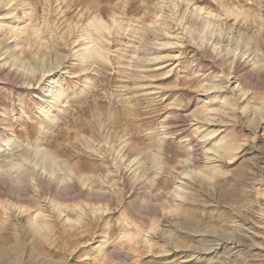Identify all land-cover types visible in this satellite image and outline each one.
<instances>
[{"label":"rangeland","instance_id":"374dc122","mask_svg":"<svg viewBox=\"0 0 264 264\" xmlns=\"http://www.w3.org/2000/svg\"><path fill=\"white\" fill-rule=\"evenodd\" d=\"M250 2L255 7H249V0H0V105L11 102L5 116L16 113L17 103L28 105L23 109L28 121L21 123L19 114L0 121V136L9 133L5 139L16 130L11 147L1 149L0 160L18 165L0 172L18 177L30 166L44 172L47 163L48 171L58 170L56 174L67 181L78 178L84 196L69 202V208L79 202L91 212L86 193L94 186L107 196V202L100 203L104 213L95 235L88 230L84 214L81 239L68 241L57 235L52 244L44 241L43 246L30 229L31 211L27 214L11 203L27 238L20 256L9 254L6 264H85L87 260L91 264H264V251L259 250L264 245L261 154L247 155L232 166L223 163V173L206 177L215 139L227 134V140L242 145L235 160L250 153L244 146L256 139L237 126L246 122L259 128L264 123V118L257 121L243 108L248 97L249 106L261 108L264 114V0ZM74 54L91 61L78 74L92 75L86 76L83 88L74 85L64 106L47 117L52 126L45 128V137L39 133L40 112L47 103L41 93L58 82L53 77L44 83L45 75L62 68ZM239 58L248 64L246 69L236 67ZM218 59H223V68L213 63ZM77 70L76 65L69 69ZM226 78L238 92L236 96L225 93L233 97L232 111L216 87ZM241 90L247 94L238 99ZM215 114L221 122L216 127L220 135L199 145L204 141V127L199 128L202 118ZM174 121L183 127L179 136L169 133ZM188 134L198 140L195 151L203 157L199 167L186 169L194 178L181 174L189 160ZM23 143L34 158L31 162L20 159ZM41 147L52 151L44 160ZM84 158L93 161L87 170L82 166ZM74 165L80 169L76 171ZM239 172L246 178L236 201L229 196ZM182 195L191 200L179 205ZM173 196L179 200L171 207ZM142 202L166 208L152 223L140 216ZM190 204L197 206L199 230L181 227V216ZM1 206L0 226L4 227L9 221ZM81 211L74 208L71 218ZM69 224L58 218L57 227L68 229ZM153 229L157 233L150 241L158 245L154 252L147 240ZM209 233L228 241L215 254H204L211 249L194 238ZM97 246L101 252L92 250Z\"/></svg>","mask_w":264,"mask_h":264},{"label":"bare ground","instance_id":"6f19581e","mask_svg":"<svg viewBox=\"0 0 264 264\" xmlns=\"http://www.w3.org/2000/svg\"><path fill=\"white\" fill-rule=\"evenodd\" d=\"M94 18H96V17H94ZM102 27H104V26H102ZM240 59L241 58H239L238 62H236L237 63L236 67H238V69L242 68L244 70V69H246L248 64L246 65V62H242ZM213 63H216L221 68H223V66H224L223 65V59H218L217 61H215ZM198 70L202 73H203V71H205L203 67H200ZM238 73H239V71H238ZM256 73H258V72H256ZM258 75H259V73H258ZM198 76H200V75H198ZM245 76H247V74ZM245 76H244V78H245ZM255 76H256V74H255ZM247 79H248V77H247ZM238 80H241V79H238ZM230 81L231 80L229 78H226L225 80H222V82L217 84L216 87H218L219 91L221 92L220 95H223L225 93L230 94V95L232 94L234 96L237 95L238 92H235V89H234L236 86L231 89ZM243 81H240V85H242V88L244 86H246L243 83ZM241 94H243V95H241ZM246 94H247L246 92L241 90L240 94L238 95V99L244 97ZM223 98H224V102L228 104L227 107L229 109H231V111H232V109L234 107L233 102H232L233 97L227 96L225 94V96ZM247 99H248V97L245 98V100H247ZM248 103H249V101H248ZM248 103L247 104L245 103L244 104L245 106L243 107L245 109V112H247V113L249 112V108H251ZM260 109L261 108H254V109L251 108V114H252V116L254 115L253 117L257 121H261L264 118V114L263 113L261 114V112H259ZM43 111H44V108H42V112ZM46 115H47V117L49 116V118H51L50 114H46ZM54 117H56V116H54ZM51 122L52 121H50L48 119L42 118L41 124L43 127H42V129H40L39 133L46 137L47 130H45V128L47 126H49V127L52 126ZM172 124L174 126H171ZM178 124H179V122H177V121L176 122L175 121L170 122L169 133L171 132V134H173V136L174 135L179 136L183 132V130H182L183 127L181 128L180 127L181 124H179V125ZM220 124H221L220 119L216 118V114L213 116L207 115L206 117L202 118L201 125L199 126V128L204 127V130L202 131V132H204V135L201 136L202 140L204 139V141H203V143H198V144L202 145V144L206 143L210 139V137L215 135V134H217V136H219L220 135V129L216 128V127ZM5 132L6 131L4 130V133ZM11 133H12L11 136L7 137L6 139H5V137L8 136L9 133L6 132V135L4 134V135L0 136V154L2 152L1 151L2 148L6 147V146L11 147V144H13V143L10 144V140H12L11 137L13 135H15L16 130H14V129L11 130ZM27 133L29 135L31 134L30 131H27ZM44 136H42L41 138H39V137L38 138L43 139ZM187 136H188V140H190L189 160L186 161V164H185L186 168L182 171L181 174H185V175L189 176V178H194L195 175L191 176L192 171H188L186 169H188V168L193 169V168L199 167L202 160H203V157L198 156L196 151H195L196 150L195 149L196 148V142H198V140H195L192 137V134L191 135L188 134ZM217 136L215 138H217ZM2 142H4V144H2ZM37 142H40V141H37ZM38 145H41V144L38 143L37 146ZM241 146L242 145L237 143L235 140H227V134H224L221 137H219L218 139H215L212 146L210 147V149L213 150V153L208 158V160L210 161V165L208 166L209 174L206 175V177L207 178H214L216 175L223 173V171L221 169L222 164L226 163L227 161L234 160V158L236 157V154H237L236 151H238L241 148ZM19 147H23L22 152H21L22 154L20 155L21 160L30 161V162L34 160V158L31 156L29 151L26 150L27 146H24V143L19 145ZM38 148H39V146H38ZM49 149H51V148H49ZM49 149H47L45 147L40 148L41 151L40 150L39 151L43 155V158H42L43 160L46 156H48L49 154H52V151ZM8 150L13 152L14 148H11ZM25 150H26V152H24ZM247 151H250V153H251V149L248 148ZM252 155H253L252 156V158H253L255 156V154H252ZM0 156H2V155H0ZM2 159H4V158H2ZM37 162H36V165H39V162L38 163ZM218 162H219V164H218ZM19 165H20V163H19ZM9 166L13 168V167H17L18 165L16 163H13V162H11V163L7 162V161L1 162V160H0V168L4 169L6 167L9 169ZM74 166H75L74 167L75 170L80 169V166L79 167H76V165H74ZM43 168H44V172H46V173H44L43 171L41 172L40 171L41 169L37 170L34 166H30L29 168H27L23 171L22 175L19 173L20 177H19V174H18V177L13 176L12 174H10L11 172L9 173L7 170H4V172H0V205L3 206L2 212L4 213L6 220L9 221L8 223H4V225H5L4 227L0 226V264H6L5 263L7 261L6 257L9 254H12L13 252H14L15 256L19 257L20 254L22 253V244L24 243V240L27 238L26 230H25L26 227L22 223V221L20 220V217H19L20 214H16L17 210H15V208L12 207L13 204L14 205H20L24 210H26L28 212L27 214H29L31 211V213L29 214L30 215V222H31L30 223V229H32L33 235H36L38 237L40 245H42V246L44 244L43 243L44 241H49V243L52 244V242L50 240H52V238L54 236H57V235H62L68 241L75 239V238L81 239L84 236L83 235L84 231L81 230V228L83 226L81 225L80 220L84 214H85V216H87V221H86L87 225L86 224L85 225L88 226V230L89 231L91 230L92 232H94V235H95V232H96V229L98 226V219H99L100 215H102L104 213L100 208V203L102 200L107 202V196H105L104 194H101L99 192V190L94 188L95 187L94 186L92 189H90L86 193V198L88 199V201L90 202V204L92 206L91 212H89L86 208H84L82 206V204L79 202L75 203L76 205L72 206V208H71V206L69 208V205H67L69 202H76L77 199L81 198V196H84L83 195L84 194L83 188H81L78 178L74 177L70 181H67L68 178H66L65 176L56 174L58 172L57 169H55V170H57L56 172H54V170L48 171L47 170L48 169L47 163H45L43 165ZM66 168H68V167H66ZM61 170H62V168L60 169V171ZM1 171H2V169H1ZM13 174H14V172H13ZM58 174H60V173H58ZM66 174H68V173H66ZM73 176H74V174H73ZM238 178L239 179L237 180L235 185L231 188L232 193H230V196H229L232 200H236V201L239 199L238 192H237L238 187L242 183V181L246 178V173L239 172ZM184 184H186V183H184ZM184 187L187 188V185ZM70 190H74V191L71 192ZM75 196H78V198H76ZM131 196H132V193H131ZM6 198H7V200H9V203H7V205L5 203ZM43 198L44 199L48 198L51 201L46 203L42 200ZM175 199L179 200L177 198H174V196L169 199L171 207L174 206V200ZM189 199L191 200L190 197L182 195L181 199H180L181 202H179L180 203L179 205H184V202L186 200L190 201ZM11 203H12V205H11ZM160 205H158V204H152L151 205V203L150 204H144L142 202L141 204H139V206L141 208V210L139 211L140 216L143 217L144 219L150 220L152 223H154L155 219L160 214V211L164 210L166 208L165 204H160ZM175 205H177V204H175ZM95 206H97V208ZM77 207L81 208L82 211L77 213V215H78L77 218L72 219L73 217L71 218L70 214L73 212L74 208H77ZM185 212H186V214L182 215L181 219H180L181 227L183 229L190 230V231H193L196 229L199 230L202 227V224H201V220L199 218V215L197 214V206L194 204H190V206H188V208H186ZM58 218H62V220H64V223H66L67 225L70 223L69 225H71V227L68 229L67 228L63 229L61 227H57ZM151 227H152V225H151ZM151 230H152V228H151ZM149 233H150V235H149V238L147 239L148 242H150L149 249H151L154 252L156 247H158V245L156 243L150 241L151 240L150 238L156 236L157 232H156V230L153 229V231L152 232L150 231ZM60 239H61V237H60ZM11 242L13 244L11 246H9V243H11ZM101 244H104V242L101 241ZM177 247H179V246L177 245ZM100 248H101L100 246H97V247H93L92 250L96 249L98 251V249H99V251H100L101 250ZM208 248H209V246H208ZM198 251L203 252L202 249H200ZM90 253L87 252L86 255H89ZM50 264H59V262L54 261V262H50Z\"/></svg>","mask_w":264,"mask_h":264},{"label":"snow or ice","instance_id":"6c2138e0","mask_svg":"<svg viewBox=\"0 0 264 264\" xmlns=\"http://www.w3.org/2000/svg\"><path fill=\"white\" fill-rule=\"evenodd\" d=\"M131 7L134 9L137 7V4L133 3ZM249 7H255V5L251 4L250 0H249ZM90 62L91 61H88L86 63L83 60L77 59L74 54L73 58L68 60L66 63H64L62 68H59L57 71L52 72L51 74L45 75L44 83L50 82L51 78L53 77H55V79L58 82L50 83V86L47 87L46 89V94L43 92L41 93V95L45 96V100L47 101V103L43 104L44 111L40 112V115L42 118L47 119L46 114H51V115L57 114L58 109L63 107L64 102L68 100L69 97L72 95L71 89L74 85L78 84L79 88L84 87V81L86 79V76H90L92 75V73H86V74H78V73H80L81 69L87 68ZM73 65L77 66L78 68L77 71H69V69ZM233 83H235L234 80H233ZM35 87L41 88V86H35ZM14 99L19 101L20 97H14ZM244 103L247 104L248 100H245ZM27 106L28 105L26 101L24 102L23 105L21 103H17L16 113L10 112L7 116H5L4 115L5 108L6 107L11 108V102H8L5 105H0V121L10 119L15 114L20 115L21 123L28 121V116L24 114V110H23L24 107H27ZM37 111H39V109H37ZM249 113H251V108H249ZM245 120H247V117L245 118ZM2 128H3V124L0 123V129ZM237 128L238 130L247 132L248 135L253 136L256 139L253 141H249L247 145L244 146V147L251 149V153H242L241 156L238 157L237 159L232 160V161H227L226 163L232 166V165L240 163L241 159L245 158L247 155L256 154V153H260L262 156V159H264V150L256 146L257 144L264 146V123H261L259 128H254V127L249 126L246 122H244V123H240L237 126ZM96 162L98 163L99 161H96ZM92 163L93 161L89 160L88 158H84L82 161V166L87 170ZM260 171H264V169H261ZM116 215H119V212H117ZM111 218H114V217H109V219ZM261 230L264 231V229H261ZM194 238L203 241L211 249L209 252H204V254H209V253L215 254L218 251V249L223 248L228 243L227 238H222L221 236H218V235H212L211 233H209L208 235L197 236ZM261 239H264V238H261ZM217 244H219V247L215 246ZM259 250L264 251V245L259 246ZM71 257H68V259L70 260ZM85 264H91V261L87 260L85 261Z\"/></svg>","mask_w":264,"mask_h":264}]
</instances>
